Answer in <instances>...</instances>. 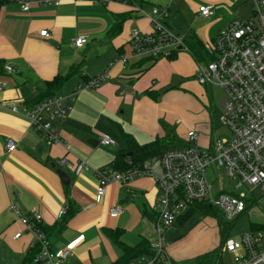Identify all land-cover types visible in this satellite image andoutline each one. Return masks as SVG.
<instances>
[{"label":"crops","instance_id":"crops-1","mask_svg":"<svg viewBox=\"0 0 264 264\" xmlns=\"http://www.w3.org/2000/svg\"><path fill=\"white\" fill-rule=\"evenodd\" d=\"M0 1V83H5L0 100L33 106L55 95L72 96L80 84L104 72L109 71L111 76L100 88L75 94L68 117L57 125L59 143H50L31 128L28 119L0 109V264H22L34 243V236L10 210L12 202L24 215H41L40 224L48 231L53 249L71 248L66 264H118L124 251L108 231L121 229L124 247L150 243L156 238L160 190L151 177H140L128 184L107 185L105 197L97 203L100 180L96 172L112 168L118 153L126 150L122 132L132 135L140 145L174 137L170 128L175 121H171L164 105L172 90L180 87L199 90L205 110L187 135L181 134L185 144L178 145L187 146L188 133L197 131V146L209 149L216 138H221L216 135L212 104L205 94L213 85L198 83L197 62L189 51H180L173 60L164 58L141 64L143 59L131 58L126 66L112 65L120 56L131 57L129 41L133 29L144 33L154 29L151 20L133 10L126 0L105 5L72 0L59 6L36 3L27 12L15 1ZM135 2L147 13H151L154 5L165 7L169 3L168 0ZM177 2L171 11L176 5L178 23L186 29L183 37L195 35L204 47L232 20L251 18L245 13L244 5L251 3L246 0ZM201 6L212 7L213 14L201 16L198 13ZM119 23H123L119 34L110 36ZM43 31H48L49 36H42ZM79 38L87 39L81 48L74 45ZM205 53L208 56L206 50ZM5 66H11L15 72H7ZM76 66L79 69L73 72ZM67 75L61 88L52 93L49 83ZM148 91L157 93L158 99L147 96ZM103 136H109L115 144L103 145L100 140ZM9 140L17 145L13 152L6 149ZM62 161L65 164L61 165ZM80 162L86 168L77 175L75 168ZM154 165L153 171L161 175L160 164L157 163L156 169ZM58 170L71 176L70 185H65ZM257 191L261 192L256 189L254 194ZM255 204L249 196L246 212L257 219L252 224L264 225V215L255 212ZM71 205L77 210L74 215H70ZM113 207L121 208L118 217H111ZM63 210L66 213L60 215ZM198 214L203 213H197L184 224L177 221L166 232V249L175 263L192 261L221 245L218 221L207 216L202 220L206 224L196 225L200 221L191 224ZM63 224L65 229L58 230ZM18 233L21 237L16 239Z\"/></svg>","mask_w":264,"mask_h":264},{"label":"built area","instance_id":"built-area-1","mask_svg":"<svg viewBox=\"0 0 264 264\" xmlns=\"http://www.w3.org/2000/svg\"><path fill=\"white\" fill-rule=\"evenodd\" d=\"M19 3L23 11L30 10L33 4L59 6L69 0H12ZM107 4L115 0H72ZM165 6L154 5L151 13H147L135 0H126L133 10L148 17L153 24V31L144 33L135 28L131 31L129 46L131 57L120 56L112 65L120 63L126 66L131 58L160 60L189 51L186 38L173 31L168 23L172 14V6L176 0H168ZM253 4L251 18L232 20L210 44L205 45L208 61L197 62V81L202 86H218L224 92L222 101V123L231 134L230 138H216L207 150L197 146V131L188 133L189 144L171 148L161 158L151 160L150 164L137 166L129 171H114L112 168L100 169L96 172L100 180L96 202L101 203L109 184H128L140 177H151L156 182L160 196L158 199L159 217L155 224L156 238L150 242L153 254L141 261L130 264H175L167 252L166 232L195 203H207L219 210L225 221L233 222L247 211L248 198L260 189L264 195V0H246ZM198 13L210 17L213 9L201 6ZM48 37V31L41 32ZM87 43L86 38H79L74 45L78 48ZM9 73L15 72L11 66H5ZM109 71L90 78L80 84L72 96L55 95L42 102L29 106H19L16 101L0 100V109L29 120L31 128L47 138L50 143H59L57 132L59 122L65 120L74 102V96L81 90L98 89L110 80ZM5 83H0V92ZM101 143L105 146L115 144L109 136H103ZM15 141L9 140L7 151H15ZM159 163L162 174H156L152 166ZM65 164V161L60 163ZM225 171L232 180H236L237 188H247L240 194L227 193L222 189L217 197L213 196V186L206 172L213 165ZM86 168L80 162L75 173L80 175ZM10 210L18 221L34 236L32 248L38 247L37 264H66L72 254L70 247L55 250L47 235L37 227L42 217L37 213L24 215L15 202ZM66 210L61 211L64 215ZM120 207L110 210L111 217H118ZM16 239L21 237L18 233ZM230 254L229 264H264V232L250 231L238 240L227 239L222 249Z\"/></svg>","mask_w":264,"mask_h":264},{"label":"trees","instance_id":"trees-1","mask_svg":"<svg viewBox=\"0 0 264 264\" xmlns=\"http://www.w3.org/2000/svg\"><path fill=\"white\" fill-rule=\"evenodd\" d=\"M136 1H138V3L141 2V0H136ZM0 6H1V1H0ZM122 24L123 23L116 24L113 30L111 31L110 36H116L117 34H119V32L121 31ZM186 46L188 47L190 54L194 57L196 62L208 61L209 58L205 53L204 43L201 40H199L197 36L193 35L191 36V38H186ZM177 55L178 54L176 53L173 56L169 57V59L173 60L177 57ZM150 61L153 63L157 60L143 59L140 63L144 64ZM78 69H79L78 66L74 67L73 72L77 71ZM68 77L69 75H67L66 77H61V76L56 77L53 81L49 83L48 88L53 93L55 90L61 88V86ZM146 95L153 98L154 100H157L159 96L157 93L151 91L146 92ZM42 101L43 100H40L39 102ZM122 136L126 143L127 148L125 151H120L118 153L117 157L115 158L112 164V169L117 170L119 172L129 171L134 167L143 166L153 159L161 158L168 150H170L171 148H176L178 144V142L174 137L157 138L155 141L151 143L140 145L132 135L122 132ZM72 208H74L73 205H71L70 208V215H74L75 213H77V210L75 208L73 210ZM199 212L203 213L206 216L217 219L218 224L220 226V232L222 238L221 245L215 250L207 254L201 255L199 257H196L192 261H188V262H192L191 264L222 263V249L227 239H229L230 230L235 225V222L225 221V219L221 217L220 215L221 213L219 210H217L215 207L207 203H202V202L195 203L185 214L181 215L178 218V222L180 224L187 223ZM37 227L47 235L48 231L41 224H37ZM65 227L66 224H63L61 227L58 228V230L62 231L65 229ZM251 227H252V231H264L263 224H252ZM108 235L115 242H117V244L120 245L124 251V256L122 257V259L118 264H130L133 261V259L137 257H140L142 255L153 254L151 245L150 243L147 242H142L136 248L124 247L121 241V237L123 235V231L121 229L109 230ZM47 237L49 239L48 235ZM38 254H39V248L38 247L32 248L22 264H37L35 262V259L37 258Z\"/></svg>","mask_w":264,"mask_h":264},{"label":"rangeland","instance_id":"rangeland-1","mask_svg":"<svg viewBox=\"0 0 264 264\" xmlns=\"http://www.w3.org/2000/svg\"><path fill=\"white\" fill-rule=\"evenodd\" d=\"M178 1V0H177ZM176 1L175 4L178 2ZM245 13L252 16V10L254 9L251 3H247L244 5ZM175 7H173V12L171 14V18L168 20V23L173 27V31L180 33L182 36L185 35L186 29L179 25V14ZM239 17H243L242 15H238ZM241 19V18H239ZM244 20V19H243ZM173 92L170 94L169 101L164 105L165 110L169 114V118L174 123L173 128L170 129L174 132V137H176V141L178 144H185V138L182 137V133L187 135L188 129L193 125L194 122L202 118V114L204 113V102L200 97V91L197 89H184L180 87L179 89L172 90ZM210 98L212 109L211 112L213 114V121L215 123L216 135L221 138H230L231 134L229 129L223 125L221 122V118L223 116V108L222 101L224 98V92L218 86H211L208 89V93H205ZM169 126H171L169 124ZM177 144L176 147H181ZM201 149V148H200ZM158 167L157 162L154 165L156 169ZM159 173V172H156ZM206 176L213 186V196L217 197L218 193L224 189L225 192L230 193L233 192L235 194H242L247 191V188L238 189L236 180L230 179L225 171L218 167V165L213 164L206 172ZM252 199L256 201L254 208L255 212H259L264 215V195L261 192L257 191L252 195ZM221 213V212H220ZM222 218H224L223 214H220ZM254 214L246 212L240 218L236 219L235 225L230 230L229 238L233 240H238L244 233L252 231L251 224L256 222V218L253 216ZM207 216L198 214L192 223H197L196 225L203 222L202 220L206 219ZM217 222V219H214ZM206 224V222H203ZM217 225V224H216ZM224 260L226 263H231L232 256L230 254H224ZM192 262H185L181 264H191ZM178 264V263H177Z\"/></svg>","mask_w":264,"mask_h":264},{"label":"water","instance_id":"water-1","mask_svg":"<svg viewBox=\"0 0 264 264\" xmlns=\"http://www.w3.org/2000/svg\"><path fill=\"white\" fill-rule=\"evenodd\" d=\"M94 142L95 141L92 140L90 143L93 144ZM53 167L55 168L56 165H53ZM57 173L60 176L61 180L65 183V185H67V186L70 185V183H71V176L68 173H66L63 170H58Z\"/></svg>","mask_w":264,"mask_h":264}]
</instances>
